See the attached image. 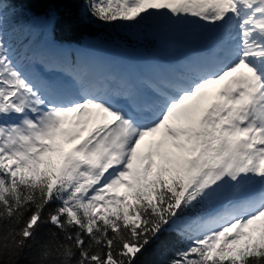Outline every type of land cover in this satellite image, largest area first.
<instances>
[{
	"label": "snow or ice",
	"instance_id": "snow-or-ice-1",
	"mask_svg": "<svg viewBox=\"0 0 264 264\" xmlns=\"http://www.w3.org/2000/svg\"><path fill=\"white\" fill-rule=\"evenodd\" d=\"M11 6L0 247L30 249L51 225L41 264H138L175 230L191 243L170 264H264V0H86V22L199 45L121 75L54 35L15 42Z\"/></svg>",
	"mask_w": 264,
	"mask_h": 264
},
{
	"label": "trees",
	"instance_id": "trees-1",
	"mask_svg": "<svg viewBox=\"0 0 264 264\" xmlns=\"http://www.w3.org/2000/svg\"><path fill=\"white\" fill-rule=\"evenodd\" d=\"M12 6L8 8L6 13L7 19L5 21V29L10 37L21 38L23 32L26 33V25L29 20V14L35 16H55L56 25L53 33L51 31L50 37L55 36L56 40L64 43H79L84 37H98L100 40H105L112 44L114 37L107 34L105 25L103 23L93 20L90 16L87 19L82 18L84 5L86 0H11ZM31 38L40 43V36L35 35L31 31ZM121 45H129L119 40ZM189 215H194L190 213ZM49 231H56L51 225L42 227L37 235V238L30 241L33 246L24 250V255L20 258L18 264H35L34 258L38 256L41 251V245L49 241V236L46 234ZM63 238V233L60 234ZM186 239L174 230H165L160 236L154 240L139 256L138 264H170L175 258L177 250L186 249ZM54 245L55 240L51 241ZM65 243H68L65 241ZM78 255V253H77Z\"/></svg>",
	"mask_w": 264,
	"mask_h": 264
},
{
	"label": "clouds",
	"instance_id": "clouds-1",
	"mask_svg": "<svg viewBox=\"0 0 264 264\" xmlns=\"http://www.w3.org/2000/svg\"><path fill=\"white\" fill-rule=\"evenodd\" d=\"M24 255V250L20 248L19 242L11 243L7 248L0 247V261L3 264H18L20 258ZM35 264H41V254L34 258Z\"/></svg>",
	"mask_w": 264,
	"mask_h": 264
}]
</instances>
